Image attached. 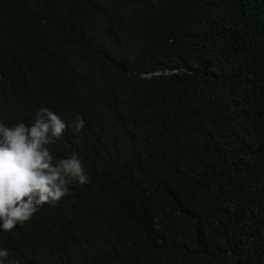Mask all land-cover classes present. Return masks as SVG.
<instances>
[{"label":"trees","instance_id":"16d2710c","mask_svg":"<svg viewBox=\"0 0 264 264\" xmlns=\"http://www.w3.org/2000/svg\"><path fill=\"white\" fill-rule=\"evenodd\" d=\"M41 107L83 117L47 147L91 182L8 260L264 264V0H0V123Z\"/></svg>","mask_w":264,"mask_h":264},{"label":"clouds","instance_id":"9594fccd","mask_svg":"<svg viewBox=\"0 0 264 264\" xmlns=\"http://www.w3.org/2000/svg\"><path fill=\"white\" fill-rule=\"evenodd\" d=\"M130 39L116 44L125 47ZM145 46V44H143ZM85 126L82 116L65 122L46 107L36 111L30 123L12 127L0 123V228L11 231L17 223L29 221L44 204L55 205L71 195L68 186L90 183L84 162L75 153L58 159L47 147L71 127L79 133ZM8 249L0 250V264L8 260Z\"/></svg>","mask_w":264,"mask_h":264}]
</instances>
